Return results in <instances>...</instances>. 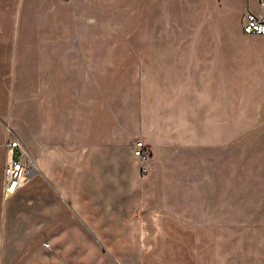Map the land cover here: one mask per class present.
Returning a JSON list of instances; mask_svg holds the SVG:
<instances>
[{"label":"rangeland","instance_id":"374dc122","mask_svg":"<svg viewBox=\"0 0 264 264\" xmlns=\"http://www.w3.org/2000/svg\"><path fill=\"white\" fill-rule=\"evenodd\" d=\"M169 1L0 0V264H264V35ZM12 135L37 172L4 200Z\"/></svg>","mask_w":264,"mask_h":264},{"label":"built area","instance_id":"2783aa9c","mask_svg":"<svg viewBox=\"0 0 264 264\" xmlns=\"http://www.w3.org/2000/svg\"><path fill=\"white\" fill-rule=\"evenodd\" d=\"M260 6H264V0H257ZM243 32L253 35H264V14L247 10L242 25ZM135 156L140 163L143 172L149 170V160L152 151L144 142L136 143ZM37 172L35 159L27 150L18 136L12 135L6 142V152L3 164L2 195L4 200L14 196L25 179Z\"/></svg>","mask_w":264,"mask_h":264},{"label":"crops","instance_id":"0c3cea01","mask_svg":"<svg viewBox=\"0 0 264 264\" xmlns=\"http://www.w3.org/2000/svg\"><path fill=\"white\" fill-rule=\"evenodd\" d=\"M197 2H198V6H204L205 5V3H206V1L205 0H196ZM177 4H179V5H177ZM165 5H166V7H169V9H173L174 7H176L177 9H179L180 7H178V6H182V0H171V1H169L168 3H164L163 4V7H165ZM245 7H246V11L247 10H250V11H253V12H256V13H258V14H264V6H259L258 4H256V3H252V4H250V2H249V0H245ZM245 11V12H246ZM244 15H245V13H244ZM243 21H244V16H243V18L241 19V22H242V24H243ZM253 34H246V33H244V34H234V36L233 35H231V33H229L228 32V30H227V41H232V40H237V39H239V40H241V41H247V40H249V39H252L253 38ZM234 47V45H232L231 43H229V44H227V56L229 57V56H237V53H236V51H240L241 52V50H238V49H236V48H233ZM218 51H220V50H218ZM208 53V51H207V49H197L195 52H193V54L191 55L192 57H195L196 59H195V61H194V63H197L198 64V66H200L201 64H202V61H201V59L198 61L197 60V57H203V56H205L206 54ZM211 53H213L212 51H211ZM217 53H220V52H217ZM241 54V53H240ZM245 56H252V55H249V54H245ZM247 63H248V61H247ZM255 63H258V62H255ZM263 65H264V61H262L261 62ZM200 73V72H199ZM159 92H158V95L160 94V92H161V88L159 87ZM167 106V110L166 111H169V114H171V116L170 117H166L165 119H167V120H177V119H184L185 121H194V120H197L198 119V116H197V113L196 112H194V113H191V112H186V116L185 117H178L177 115H178V111L177 110H174V109H172L169 105H166ZM161 108H162V106H161ZM166 114V113H165ZM145 141V143H152V141L150 142L149 141V139L146 141V140H144ZM90 147H95V145H92V144H88V145H86V147H84L83 148V155H84V157L86 156V153H87V151H88V149H90ZM164 148H166V147H164ZM119 149H126V152L128 153V152H130L129 153V155L133 158V160H134V156H133V154H132V151L131 150H129L128 148H126V147H123V146H120V148ZM162 150V148H159L158 147V145L157 146H155V157L156 158H158V155H159V150ZM73 149H70V150H68V152H71ZM160 156V155H159ZM158 161V160H157ZM156 169H158V167H157V165L155 164H153V168H152V171H154V170H156ZM150 170H151V168H150ZM152 174V173H151ZM150 177L151 176H146V177H140L139 176V178L137 179V177H136V179H137V181L138 180H141V181H149L150 180ZM26 180L27 179H25V181H24V184H23V186H21L20 187V189L18 190V192L14 195V196H16L19 192H20V190L22 189V187H24L25 186V183H26Z\"/></svg>","mask_w":264,"mask_h":264}]
</instances>
